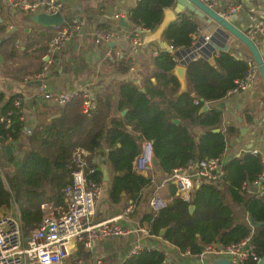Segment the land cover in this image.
I'll use <instances>...</instances> for the list:
<instances>
[{
  "label": "trees",
  "instance_id": "trees-1",
  "mask_svg": "<svg viewBox=\"0 0 264 264\" xmlns=\"http://www.w3.org/2000/svg\"><path fill=\"white\" fill-rule=\"evenodd\" d=\"M174 3L175 0H139L127 15L136 26L133 30L137 27L154 30L163 19L164 9ZM62 26L64 24L56 28ZM199 30L197 19L182 15L169 24L164 39L177 48H189L193 34ZM119 57V69L127 71L133 59ZM153 62L157 83L149 77L142 84L123 81L116 99L111 94L98 98L96 110L90 116L83 113L80 96L75 97L60 107L58 116L45 117L38 122L28 136V147L22 156L13 155L1 163L0 208L10 207L16 201L26 232L41 221L44 214L41 203L64 204L63 188L70 179L71 158L78 146L92 152L90 166L95 170L90 176L99 181L103 177L102 169L93 163V156L104 155L105 151L98 150L108 148L106 161L115 172L110 190L113 202H119L123 193L135 199L151 182V177L134 169V160L142 151L143 138L153 141L155 156L160 160L158 167L167 174L192 161L225 153L226 133L214 130L222 121V111L213 108L202 112L201 108L206 101L227 96L245 76L250 67L248 61L225 50L214 56V62L206 55L193 58L187 64L188 90L181 93V82L172 71L179 63L175 53L161 47ZM17 97L19 95L4 101L5 94L0 92L4 113L15 108ZM24 126L25 121L15 113L9 126L0 123V134L14 143L23 135ZM194 126L203 129L199 139ZM235 130L229 128L231 132ZM10 163L12 167H7ZM263 168L261 155L252 151L232 156L226 161L223 182L220 185L201 183L193 190L190 200L176 194V185L170 183L171 200L158 212L146 213L143 221L148 223L150 233L161 235L164 229V239L181 251L189 250L193 254L201 253L202 244L240 241L253 228L255 241L264 250V225L253 226L248 218L252 216L257 221H264V197L243 188L245 182L253 183ZM1 169H14V172ZM192 204L195 207L191 210ZM238 206H243L248 216L240 215ZM166 257L160 248H142L126 257L122 264H172Z\"/></svg>",
  "mask_w": 264,
  "mask_h": 264
},
{
  "label": "crops",
  "instance_id": "crops-1",
  "mask_svg": "<svg viewBox=\"0 0 264 264\" xmlns=\"http://www.w3.org/2000/svg\"><path fill=\"white\" fill-rule=\"evenodd\" d=\"M138 1L64 0L63 14L66 19L64 25L73 19H79L81 28L74 34L68 45L59 52L52 51L50 47L54 30L59 27H42L34 24L28 26L21 19L25 15L23 10L21 12L20 8L6 2L0 4V37H2L0 40V92L5 94L4 101L14 95H19L23 100L22 108L25 114L23 135L12 143L13 155L22 156L24 154L28 147V136L40 120L60 114L61 106L48 102L40 104L36 99L43 82H46L54 91L71 92L88 89L95 101L98 98H104L107 94H111L112 98L116 99L119 84L123 81L131 80L142 84L149 77L153 83H157L153 58L159 48L170 49L169 42L164 39V33L162 42H150L142 45L138 52H133L127 33L136 26L129 19L127 26L121 25V18L127 17L130 9L135 7ZM234 2L236 0H217L214 7L221 11ZM247 5L250 9L243 5L230 17L235 25L246 31L253 27L254 16L264 19L262 0L252 4L247 3ZM176 7L177 3H174L173 9L177 13V19L182 15H189L199 21L201 30L207 28L206 23L195 13L187 9L178 11ZM118 13L123 15L118 18ZM98 28L114 29L117 31V36L110 41H98L95 32ZM254 38L259 47L264 50V33H259ZM111 50L120 51V56L133 59V64L127 71L119 69L120 57L110 58L108 56ZM220 51L217 49L215 55H218ZM225 51L247 60L249 65L253 63L250 49L236 37L230 40L229 49ZM209 59L214 62V57ZM132 66H135V69H131ZM205 104L209 106L208 110L216 108L222 111V121L217 127L226 133L227 146L223 156L227 160L232 156H241L254 149H258L264 156V81L260 74L247 89L219 100L206 101ZM2 105L0 103V111H2ZM231 127L236 130L229 131ZM193 128L196 138L199 139L203 129L199 126ZM98 151H105V154L99 153L93 156V163H97L101 169V164L107 165V172L104 173L102 170L103 177L100 181L102 194L95 206V218L102 220L124 213L133 199L123 193L119 202H113L110 190L115 172L110 163L106 161L108 148L104 147ZM2 154L4 160H7L5 151ZM158 165H155L151 171L153 183L144 186L137 197L136 209L120 220L123 226L132 230L127 234L96 241L91 248L79 243L71 252L67 264H78L79 259L86 264H95L98 260L107 264H122L126 257L135 252L136 246L140 249L160 248L165 251L166 260L172 264H198L200 262V253L181 251L164 239L163 233L161 235L150 233L148 223L143 221L146 213L154 212L150 204L153 192L169 175ZM94 168L91 167L92 171L95 170ZM160 189L168 203L171 200L169 185L161 186ZM237 212L248 216L243 206H238Z\"/></svg>",
  "mask_w": 264,
  "mask_h": 264
},
{
  "label": "built area",
  "instance_id": "built-area-1",
  "mask_svg": "<svg viewBox=\"0 0 264 264\" xmlns=\"http://www.w3.org/2000/svg\"><path fill=\"white\" fill-rule=\"evenodd\" d=\"M203 1L210 6L217 3V0ZM2 2L18 7L24 12L44 9L51 13L63 10L65 6L64 0H0V4ZM243 5L242 0H236V2L221 10L220 13L224 17H231ZM122 15L118 13L117 17L120 18ZM254 18L253 27L247 30L248 35L252 38L259 33H264V19L256 16ZM80 28L79 19H73L67 25L55 29L50 43L52 51L59 52L63 50ZM141 29L142 32L136 28L127 33L133 52L140 50L141 46L144 45L145 34L152 32L151 29L143 27ZM204 31L205 29H200L193 34V42L189 47L191 52L194 53L192 59L204 55V48H208L207 43L211 34L204 35ZM95 32L98 41H110L117 36V31L114 29L98 28ZM169 48L175 55L176 51L187 49L185 47L177 48L173 44H170ZM215 51L211 50L212 57L215 56ZM120 54V51L111 50L108 52L110 58H118ZM185 57L186 55L183 56V58ZM183 58L177 56L179 63ZM131 69H135V66H132ZM259 74V67L253 62L245 76L238 80L237 84L228 91V95L247 89ZM77 96H80L82 100L83 113L88 116L92 115L96 110V101L88 89L71 92L54 91L49 88L46 82H43L40 85L36 99L40 104L48 102L57 106H65ZM197 102L198 100L195 101V103ZM14 106V109L6 113L0 111V123L9 126L15 113L20 115L21 120H25L22 108L23 100L20 97L15 98ZM12 143L11 138H5L0 134V153H4L6 146ZM252 152L261 155L258 149H254ZM91 156L92 152L85 147L78 146L75 148L71 158L70 179L63 188L64 204L57 206L53 201L41 203L43 217L29 232L24 230L21 209L16 201H13V206L15 205L13 212L0 215V264H67L71 252L79 243L91 248L96 241L127 234L132 230L123 226L120 220L136 209L137 197L126 207L124 213L107 219L96 220L95 206L102 194V183L90 176L92 171L90 166ZM154 157L153 141L143 138L142 151L134 160V169L151 177L150 183H153L151 171L155 167ZM261 159L264 167V156L261 155ZM226 161L227 159L223 155L205 157L197 162L192 161L187 166L174 169L173 173L164 178L153 192L150 200L153 211L158 212L167 205V201L161 194V186L174 183L177 187L176 194L190 200L191 193L197 185L199 186L203 182L220 185L225 178ZM1 170L3 171V169ZM243 188H246L251 194L264 197V168L253 183L248 184L245 182ZM134 250L137 252L140 247L136 246ZM263 251L255 241V230L253 228L240 241L229 244L210 243L204 245L198 264H213L212 259L215 257H227L231 261L240 264H259ZM186 252L189 253L190 251L187 250ZM78 264H86V262L79 259ZM95 264L107 263L98 260Z\"/></svg>",
  "mask_w": 264,
  "mask_h": 264
},
{
  "label": "water",
  "instance_id": "water-1",
  "mask_svg": "<svg viewBox=\"0 0 264 264\" xmlns=\"http://www.w3.org/2000/svg\"><path fill=\"white\" fill-rule=\"evenodd\" d=\"M245 2L252 4L255 0H244ZM264 3V0H262ZM175 3H177V10H188L195 15L198 16L199 19H201L203 22L206 23L207 28L204 31V35L211 34L210 40L207 43L208 48H204L203 54L207 57L212 59V52L211 50H228L230 46V40L233 39V37L238 38L240 41H242L247 47L250 49L252 54V62H255L257 66L259 67V73L264 81V50H262L259 45L257 44V41L255 38H252L248 35L247 31L239 28L237 25H235L230 17H224L221 15L220 10L214 6H210L203 0H175ZM21 11V10H20ZM22 12V11H21ZM24 12V11H23ZM25 15L21 17L22 21L28 25H40L42 27H53V26H60L65 23L66 19L63 14V10H57L54 12H47L44 9L34 11V12H24ZM177 19V13L174 11L173 6L167 7L164 9V16L161 21V23L150 33L145 34L144 36V45L149 44L150 42H162V35L168 25ZM11 22V21H8ZM121 25L127 26L128 25V18L122 17L121 18ZM137 30L142 32L141 27H137ZM2 37H0V40ZM200 44V43H198ZM210 49V50H209ZM189 52H191V48L187 49H181L176 51V55L179 58H183L184 55H186L185 58H183L180 63H178L173 68V73H175L180 82L181 87L179 90V93L187 90V64L194 56V53L191 52L189 55H187ZM251 62V63H252ZM145 90L144 88H142ZM209 109V106L205 104L201 111H207ZM126 110L123 111L125 113ZM176 122H180L179 118L174 119ZM216 131H220L219 127L214 128ZM138 137L141 138V135L138 134ZM5 153L8 158L13 156L14 154V147L12 144H8L5 149ZM154 165H158L160 163V160L157 156L153 159ZM102 170L104 173L107 172V165L101 164ZM198 187V185H197ZM194 204L190 206L191 210L194 209ZM249 221L253 226H261L264 225V221H257L254 219V217L249 216ZM161 233H164V229L161 230ZM201 248H204V245H201ZM213 264H240L235 263L231 261L227 257H215L212 259ZM259 264H264V251L262 254V259Z\"/></svg>",
  "mask_w": 264,
  "mask_h": 264
},
{
  "label": "rangeland",
  "instance_id": "rangeland-1",
  "mask_svg": "<svg viewBox=\"0 0 264 264\" xmlns=\"http://www.w3.org/2000/svg\"><path fill=\"white\" fill-rule=\"evenodd\" d=\"M103 29V28H101ZM0 162L1 163H5V160H4V157H3V154L0 153ZM7 167H12V164L10 163ZM3 170H7L8 172H14V169H3ZM15 209V205L13 206H10V207H3V208H0V215L2 214H6V213H9V212H13ZM71 263V261H70Z\"/></svg>",
  "mask_w": 264,
  "mask_h": 264
}]
</instances>
